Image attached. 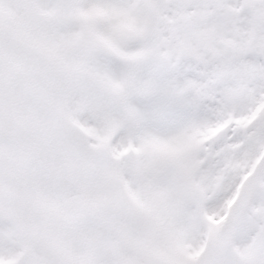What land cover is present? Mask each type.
Listing matches in <instances>:
<instances>
[{
  "label": "snow or ice",
  "instance_id": "1",
  "mask_svg": "<svg viewBox=\"0 0 264 264\" xmlns=\"http://www.w3.org/2000/svg\"><path fill=\"white\" fill-rule=\"evenodd\" d=\"M0 264H264V0H0Z\"/></svg>",
  "mask_w": 264,
  "mask_h": 264
}]
</instances>
